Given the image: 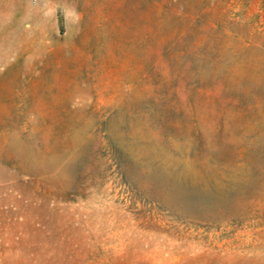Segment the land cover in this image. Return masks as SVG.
I'll list each match as a JSON object with an SVG mask.
<instances>
[{"label": "rangeland", "instance_id": "1", "mask_svg": "<svg viewBox=\"0 0 264 264\" xmlns=\"http://www.w3.org/2000/svg\"><path fill=\"white\" fill-rule=\"evenodd\" d=\"M0 264H264V0H0Z\"/></svg>", "mask_w": 264, "mask_h": 264}]
</instances>
